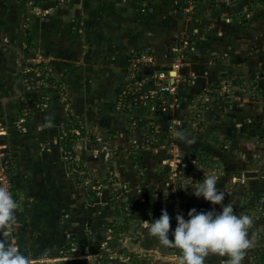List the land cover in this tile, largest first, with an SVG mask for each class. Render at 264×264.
Returning <instances> with one entry per match:
<instances>
[{
	"label": "crops",
	"instance_id": "0c3cea01",
	"mask_svg": "<svg viewBox=\"0 0 264 264\" xmlns=\"http://www.w3.org/2000/svg\"><path fill=\"white\" fill-rule=\"evenodd\" d=\"M213 3L0 0V113L6 127L0 131V152L14 158L13 182L21 193L15 220L24 232L12 238L30 264L32 256L56 255L70 231L76 248L61 264H181L179 250L150 238L147 225L162 209L172 228L177 213L187 218L191 208L219 211L221 205L192 192V185L211 174L225 193L223 203L252 219L243 264H264V0L231 1L218 8ZM186 34L179 71L190 75L191 83L180 91L179 102L169 96L161 115L149 114L143 104L119 110V94L131 80L130 57L152 52L154 64L140 68L145 86L151 87L152 75L170 67L172 50ZM29 79L38 80L40 90L28 92ZM70 119L88 128H109L126 144L151 135L157 149L141 155L146 154L143 159L155 176L140 175L133 166L119 170L123 177L131 175L130 194L88 215L94 209L78 202L83 188L67 176L59 137ZM173 120L175 132L168 134ZM43 142L46 148L40 147ZM118 153L127 157L125 147ZM172 174L178 179L168 194L165 183L173 182ZM0 229L7 243L8 229ZM204 264H227V259L210 254Z\"/></svg>",
	"mask_w": 264,
	"mask_h": 264
},
{
	"label": "rangeland",
	"instance_id": "374dc122",
	"mask_svg": "<svg viewBox=\"0 0 264 264\" xmlns=\"http://www.w3.org/2000/svg\"><path fill=\"white\" fill-rule=\"evenodd\" d=\"M231 1L236 2L239 0H216L213 4H215L216 5L215 7L218 8L221 5H224L225 3H228ZM209 2H211V0H209ZM210 4H212V3H210ZM38 9H35V11L38 12ZM39 11H40V9H39ZM190 15L192 16L193 14L191 13ZM184 16H185V14H184ZM186 37H189V35L186 34ZM181 39H182V35L179 36V40H178L179 44L181 42L180 41ZM179 44L176 43V46L178 47ZM185 50H187V49H183L180 51V53L177 55L178 59H182L185 57V53H184ZM173 54H175V53H173ZM128 68H130V64H129ZM139 77L142 78L141 73H139ZM190 83H191V81L188 84H190ZM39 84H40V82H39ZM128 84H129V82H128ZM127 85L125 86L126 88H127ZM40 88L41 87L39 86V88H37L35 90H32V89L28 90V92H30V91L35 92V91L40 90ZM147 88H150V87H147ZM119 96H121V94H119ZM177 96L178 97L176 99H177V102H179V100H180L179 98L181 97V94H178ZM50 99L51 98H49L48 101H50ZM143 105L147 106L146 104H143ZM25 108H26V106L24 107V109ZM117 108L119 110L124 111L125 108H128V107L124 105L123 100L118 99ZM41 109H46V108L43 105V107H41ZM147 109H148L149 114H153V112L149 109L148 106H147ZM23 112H24V110H23ZM0 115H1V113H0ZM67 124L68 125L60 127V129H59L60 139L66 140L65 143H63V144L65 146L70 145V147L66 146L67 150L66 149L63 150L64 151L63 152L64 158H65L67 169H68L67 176L74 181V183L76 184L75 187L82 186L83 189L80 193L81 196L78 198L79 199L78 202H81V204H82V206H84V208L87 207L89 209L90 208L94 209V211H89L88 215L91 214L92 216H94L93 214H95V215L98 214L97 211L99 210V208H97V207H103V206L105 208L109 207L107 205H109L111 202H113L115 200V198H117V197L126 198V194H128V195L130 194L128 191H129L131 184H132V182L131 183L129 182L130 181L129 176H131V175H126V176L124 175V177H123L121 175V172H119V170L124 172L125 169L128 168V170H129L130 167L133 166L131 169L135 170L136 173H140V175L142 172L144 174H146V172H149L152 175L147 176V177L152 178L155 176L154 171L152 172V170H150L151 167H149L148 162L147 161L145 162L143 159V157L146 156V154H144L143 157L141 155L142 152H144L143 150L148 151V150H150V148H152L151 151H154L155 149H157V148H155L156 147V140L151 135L140 136V137H138L132 141H131V139H129V141H128L129 143L126 144L125 142H123L122 136L118 135V137L121 138V140H119L118 137L115 136L116 132L109 129V128L103 129V128H100V126L99 127L93 126L91 128H88V127L84 126L82 122H78L75 120H73V121L70 120ZM131 124H132L131 126H135L136 121H134ZM14 125L16 126V129L18 130L19 122L18 123L15 122ZM20 127L21 126H19V128ZM5 128L6 127H5L4 121L1 118L0 131L3 130V132H4ZM174 130L175 129L167 130V133L170 134V132L171 133L175 132ZM164 132H166V131H164ZM171 136H172V134H171ZM167 141H169V139ZM167 141L164 144H168ZM80 142L84 143L82 146V148H83L82 151L80 150ZM123 143H125V144H123ZM40 147L46 148L47 147L46 143L43 142L42 146H40ZM62 147H64V146H62ZM124 147L126 148L127 157H125V156L123 157V156H121V154L118 153L119 151H122L124 149ZM163 149H165V146L163 147ZM83 153L86 154V157L83 156ZM128 158L131 161H129ZM128 161L132 162V165L130 163H128ZM159 164L161 166H165L164 164H161V163H159ZM172 164L174 165L175 162L172 161ZM161 166H160V168H161ZM157 167L159 169L158 164H157ZM126 173H128V172H126ZM166 175H167V173L164 175V178H166ZM23 176H24V174H21V177H23ZM13 177H14V175H13ZM132 177H134L133 174H132ZM139 179H140V176H139L138 180ZM177 179L178 178H176L172 174V181L173 182L172 183H169V182L165 183V189L167 190L168 194L171 191V190L169 191L170 186L171 185L175 186L177 183ZM14 185H15V200L17 201L18 199H16V196H19L21 193H20V191H18V188L16 187L15 183H14ZM137 185H138V183H136V186ZM175 188H176V186H175ZM20 200L21 199H19V202H21ZM112 205L113 204L111 203L110 206H112ZM83 211L86 212L85 209H83ZM65 215H66V213L63 211L59 215V219L62 221L65 218ZM145 216L147 217V214ZM73 223H74L73 224L74 226L77 225V221H75ZM11 224H12V230H10V228H8V230H9L8 234H9V236H11V239H12V236L16 237V235H19V237H21L23 235L22 232H24V229H23L24 227L21 225L20 221H19V223H17V221L14 220ZM0 230H2V229H0ZM85 230L88 234L92 233L89 225L85 226ZM170 232H171V228H170ZM68 235H69V237H68L67 241L63 245L58 247L57 252L55 253L56 255L50 256L48 258L47 257L44 258V256H43L42 259L45 261V264H61V262L63 260H65L68 257H71L73 255L72 254L73 249L76 248V244H75L76 240L73 237V235H74L73 231H70L68 233ZM149 237L151 238V234L149 235ZM11 239H8V242H7L8 244H11V242H12ZM141 240H144V239L141 238ZM175 257L176 256H174L172 259L174 260ZM31 258H32V262L34 264H37V261L39 259H41L40 256H37V255L32 256ZM55 258L57 260L56 262L53 261ZM172 259H170V260H172ZM167 260H169V259L167 258Z\"/></svg>",
	"mask_w": 264,
	"mask_h": 264
},
{
	"label": "clouds",
	"instance_id": "9594fccd",
	"mask_svg": "<svg viewBox=\"0 0 264 264\" xmlns=\"http://www.w3.org/2000/svg\"><path fill=\"white\" fill-rule=\"evenodd\" d=\"M192 192L213 205H221L220 210L211 208L197 211L191 208L187 218L177 213L176 224L172 228L171 217L167 210L162 209L161 215L147 225L148 233L163 245L178 249L181 264H204L210 254L225 257L227 264H243L245 250L250 247L247 232L252 224L251 217L244 214L238 216L231 205L223 203L225 193L218 190L217 176L214 174L192 185ZM17 207L10 191L0 187V227L9 226L15 220ZM0 264H30V257L17 247L0 240ZM37 264H45V261L41 258Z\"/></svg>",
	"mask_w": 264,
	"mask_h": 264
},
{
	"label": "built area",
	"instance_id": "2783aa9c",
	"mask_svg": "<svg viewBox=\"0 0 264 264\" xmlns=\"http://www.w3.org/2000/svg\"><path fill=\"white\" fill-rule=\"evenodd\" d=\"M215 1L216 0H211V2ZM174 11L178 13L176 10ZM186 40L187 37L182 36L179 46L173 48L172 53H175V55L170 67L166 70H158L154 75H152V86L150 88L145 86V80L144 78L139 77V73L143 64H154L155 59L153 54L148 49L138 51L137 53L135 52L134 55L130 57L129 63L131 80L127 85V88L125 87L121 91V97L130 95L133 102L136 104H146L154 115H161V113H164L169 105L168 97L180 94L182 88L191 81L190 75L183 74L179 71L180 60L177 56L181 50L187 49L188 43ZM25 84L26 90H35L40 86L39 81L37 80H29V82L28 80H25ZM124 105L129 108L133 104L124 103ZM176 126L177 122L176 120H173L168 123L167 130H173ZM14 174L15 168L13 155L7 151L0 152V187H4L9 190L15 200V185L13 183ZM16 199H18L16 202H19V196H16ZM6 228H10V230H12V224L6 226ZM7 232H9V230ZM2 236L3 234L1 232L0 240L4 241ZM11 240L12 242L10 245L17 247L15 240L13 238Z\"/></svg>",
	"mask_w": 264,
	"mask_h": 264
},
{
	"label": "trees",
	"instance_id": "16d2710c",
	"mask_svg": "<svg viewBox=\"0 0 264 264\" xmlns=\"http://www.w3.org/2000/svg\"><path fill=\"white\" fill-rule=\"evenodd\" d=\"M27 42H30V35L28 34V32H27ZM28 44H29V43H28ZM27 46H28V45H27ZM122 100H123V102L126 103V104H127V103H128V104L130 103V104H133V105L136 104L135 102H133V101L131 100V96H130V95L124 96ZM134 103H135V104H134ZM137 104H138V103H137ZM70 120L73 121V119H70ZM66 137H67V136H66ZM65 141H66L65 139L61 140V144L65 143ZM62 146H64V147H63V150H65V149L67 150V148H66L67 145L65 146V145L63 144ZM67 147H70V145L67 146Z\"/></svg>",
	"mask_w": 264,
	"mask_h": 264
}]
</instances>
